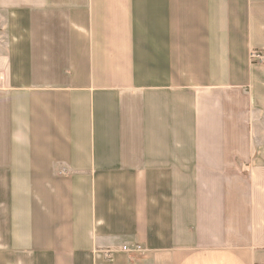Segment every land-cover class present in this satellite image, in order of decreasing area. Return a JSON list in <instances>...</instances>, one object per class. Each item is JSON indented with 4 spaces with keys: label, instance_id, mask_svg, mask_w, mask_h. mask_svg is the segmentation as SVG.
Instances as JSON below:
<instances>
[{
    "label": "crops",
    "instance_id": "1",
    "mask_svg": "<svg viewBox=\"0 0 264 264\" xmlns=\"http://www.w3.org/2000/svg\"><path fill=\"white\" fill-rule=\"evenodd\" d=\"M0 264H264V0H0Z\"/></svg>",
    "mask_w": 264,
    "mask_h": 264
},
{
    "label": "built area",
    "instance_id": "2",
    "mask_svg": "<svg viewBox=\"0 0 264 264\" xmlns=\"http://www.w3.org/2000/svg\"><path fill=\"white\" fill-rule=\"evenodd\" d=\"M249 58H250V61L252 62H261L263 59V56L258 53H251ZM123 249L125 250L126 247H124Z\"/></svg>",
    "mask_w": 264,
    "mask_h": 264
}]
</instances>
